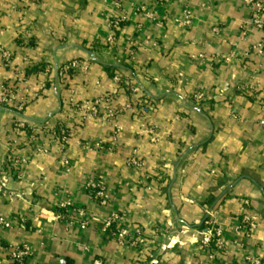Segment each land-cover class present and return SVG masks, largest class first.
<instances>
[{
  "label": "crops",
  "instance_id": "0c3cea01",
  "mask_svg": "<svg viewBox=\"0 0 264 264\" xmlns=\"http://www.w3.org/2000/svg\"><path fill=\"white\" fill-rule=\"evenodd\" d=\"M24 2L0 0V49L14 55L10 68L0 56V91L19 82V70L45 68L20 85L17 95L27 100L23 113L0 107V179L9 172L8 187L15 194L0 197V216L17 222L13 230L0 229V264H11V249L23 245L32 250L29 264H149L103 233L112 213L124 216V227L146 231L148 253L157 264H246L249 255L264 262V60L253 53L264 44V31L248 26L242 38L250 18L246 5L238 0ZM138 6L153 18L134 14ZM185 7L194 14L191 28L178 23ZM116 17L129 21L116 49L108 51L101 46ZM23 30L30 34L31 67L18 46ZM72 60L88 61L89 71L71 76L64 88L55 83L57 69ZM106 66L115 68L113 74ZM47 68L54 82L40 91L45 80L40 73ZM118 70L152 102V110L147 117L133 111L122 115L113 140L110 125L80 126L67 102L112 93ZM200 90L208 93L202 105L193 102ZM128 97L120 94L117 102L125 104ZM16 119L28 125L63 120L71 129L68 148L62 153L52 144L46 154H33L13 128ZM100 140L103 149H96ZM10 151L29 158L21 180L8 169ZM90 179L106 182L111 196L106 207L89 200ZM63 201L88 212L86 229L79 216L71 222L56 218ZM207 208L226 230L215 263L199 243L208 228ZM244 216L256 217L258 227L242 243L233 230Z\"/></svg>",
  "mask_w": 264,
  "mask_h": 264
},
{
  "label": "built area",
  "instance_id": "2783aa9c",
  "mask_svg": "<svg viewBox=\"0 0 264 264\" xmlns=\"http://www.w3.org/2000/svg\"><path fill=\"white\" fill-rule=\"evenodd\" d=\"M41 0H25L24 4H37ZM163 2L164 0H158ZM246 5L250 10V18L246 24V28L243 27L242 38L245 39L248 33V26H253L255 29L264 31V4L259 0H238ZM134 14L143 15L144 18L150 19L153 18V14L149 13L145 7L138 6L134 9ZM183 18L178 21L184 28H191L194 23V14L190 8L185 7L183 9ZM128 17H116L110 20L108 24V35L104 38L102 43V49L113 51L116 49L118 40L127 25ZM217 31V30H215ZM18 46L20 50L27 56L25 61L27 64L34 65L30 63L29 56L27 52L32 50L30 44V34L28 30L21 31L18 34ZM136 48L135 44L133 43ZM99 47V46H98ZM98 47L93 51L91 55H94ZM135 52V51H134ZM132 52L129 56L130 64L135 59L136 52ZM253 53L264 60V44L260 43L253 48ZM0 56L2 64L5 68L12 67L14 60V55L3 48L0 49ZM28 68L25 70H19L16 77L19 82L8 83L0 91V107L12 109L14 112L20 114L23 113L24 108L27 105V100H20L17 93L20 89V85L26 83L27 81V72ZM89 71V62L81 60H72L68 63L63 64L60 68L57 69V80L56 83L64 87L67 86V83L70 80V77L75 75H84L86 76ZM40 75L45 77V80L42 82L40 91L45 90L48 87L50 82H54L52 78L51 71L47 68L45 72L40 73ZM16 79V80H17ZM66 83V84H65ZM113 83L115 90L112 93H105L97 97L93 101H83V102H74L72 99L67 102L69 112L78 117V124L80 126L85 125L89 121L100 122L102 125H110L113 130L111 131V138L117 140L121 129L119 128L117 121L118 119L127 113L128 111H133L136 114H139L143 117L149 116L152 110V102L145 98L144 95H141L140 89L137 87L133 81L126 79V77L119 70L113 76ZM253 91L252 89H250ZM120 94H127L128 101L125 104H119L117 102L118 96ZM208 100V93L205 90L197 91L193 96V102L198 105H202ZM13 128L16 133L24 136V148L28 147L31 149L33 154L43 155L46 154L52 144H58L63 153L68 146L71 139V129L68 124L61 121H51L43 125H28L25 121H20L16 119L13 122ZM149 133H153V130L150 129ZM103 142H95L94 146L96 149H103ZM10 157L7 162L10 168H13L14 172L17 174V180L23 178V166L29 161V158L20 157L15 155L10 151ZM131 164L140 166L138 162L130 160ZM62 165L67 170L70 171L71 164L69 160L64 157L61 160ZM9 169V168H8ZM7 169V170H8ZM4 171L5 175L0 179V197L7 196L12 199L15 197V194L8 187V173ZM95 190L94 195H88L89 200L101 207H106L110 201L111 196L108 192V188L105 181L90 179L86 186L85 191ZM58 212L56 218L59 221H72L75 216H79L83 219L80 224L81 229H86L88 226L87 215L88 212L85 209L72 210V204L69 201H63L58 206ZM63 211V212H62ZM206 214L208 220L206 225L208 226L206 232L203 234L199 243L201 244L206 255L209 257L211 262L215 260V254L223 250L224 247V237L226 235V230L223 226L216 223V213L213 210L206 209ZM20 223L25 222V218H20ZM125 218L119 213H112L103 223L102 231L103 233L116 240L117 244L123 248H132L136 251V254L140 262L144 263L149 262V264H157L158 261L153 256L149 255V238L147 233L142 228L130 229L124 227ZM72 225V224H71ZM17 226V222L13 219L5 218L0 216V229L3 230H13ZM258 227V219L256 217L244 216L243 220L234 228L233 234L237 242L244 243L252 238L253 232ZM41 232V230H40ZM236 242V243H237ZM152 246V245H150ZM154 246V244H153ZM11 264H29L32 257V250L27 246L23 245L17 248H13L10 251ZM246 264H264L260 258L255 256H246ZM215 263V262H214ZM94 264H102V261L95 260Z\"/></svg>",
  "mask_w": 264,
  "mask_h": 264
},
{
  "label": "trees",
  "instance_id": "16d2710c",
  "mask_svg": "<svg viewBox=\"0 0 264 264\" xmlns=\"http://www.w3.org/2000/svg\"><path fill=\"white\" fill-rule=\"evenodd\" d=\"M124 64H125V66L127 65L126 63H124ZM44 68H45V64L38 65L36 67H33L32 69H28L26 72V75L29 76L31 73H33V74L38 73L39 71H41ZM106 70L109 72H112V74H113V71L115 70V68L113 66H106ZM48 87H49V84H48ZM13 170H14L13 168L9 167V171H11V173L13 172ZM86 193L89 195H94L95 190L90 189V190H87Z\"/></svg>",
  "mask_w": 264,
  "mask_h": 264
},
{
  "label": "rangeland",
  "instance_id": "374dc122",
  "mask_svg": "<svg viewBox=\"0 0 264 264\" xmlns=\"http://www.w3.org/2000/svg\"><path fill=\"white\" fill-rule=\"evenodd\" d=\"M32 65L31 64H28V67H31ZM53 78V77H52ZM53 80H54V78H53ZM56 80H57V77H55V83H56ZM66 84V83H65ZM64 87V86H63ZM65 88V87H64ZM150 115V114H149ZM138 116H140V117H143V116H141V115H139L138 114ZM147 117V116H146ZM150 129L151 128H147V131L149 132L150 131Z\"/></svg>",
  "mask_w": 264,
  "mask_h": 264
}]
</instances>
